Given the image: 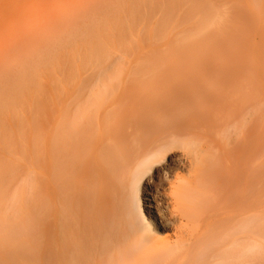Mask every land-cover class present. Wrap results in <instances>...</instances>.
Returning a JSON list of instances; mask_svg holds the SVG:
<instances>
[{
	"label": "rangeland",
	"instance_id": "1",
	"mask_svg": "<svg viewBox=\"0 0 264 264\" xmlns=\"http://www.w3.org/2000/svg\"><path fill=\"white\" fill-rule=\"evenodd\" d=\"M39 1L38 6V0H22L18 11L0 9L3 35L0 64L17 61L26 71L16 78L22 81L25 78L21 76L28 75L29 79L20 92L17 89L14 91L17 94L6 96L8 100L15 99L14 104V101H0V264H58V258L52 256L56 255V250L51 236L40 224L43 216L47 222L50 220L51 119L53 106L61 97L81 87L90 90L81 99L88 100L92 94L110 96L114 93L111 103L115 102L118 109L125 112L141 108L140 111L159 124L160 130L155 136L163 149L154 170L146 176L150 186L143 189L142 194L145 214L153 211L164 216L173 209L169 205L171 200L183 201V205L185 200L188 202L189 191L185 192V186L189 189V182L199 184L200 181L202 185L206 178L202 182L200 178L204 175L196 177L198 166L191 170L184 164L189 152L194 153L193 147L197 150L195 154L200 156L201 153L204 159L207 155L204 153L210 152L197 147L205 145L207 149L208 139L210 142L211 138L218 140L219 136L228 138L234 131L243 138V131L246 133L253 128V135L247 132L253 139H248L249 144L245 140L248 163L256 154L259 156L252 164L247 163L251 165L248 173L253 164L261 161L260 167H255L248 178L249 184L254 179L249 190L258 189L260 183L261 190L259 187L258 191L248 190V193L254 199L257 197L256 200L263 199V211L254 208L257 201L252 202L254 212L257 209L263 212V219L260 224L256 219L252 224L256 228L251 230L260 231L263 223L258 264H264V195L259 194H264V0H130L133 11L128 7L129 0H110L127 5L128 19L126 16L121 19L123 14L112 13L109 24L106 23L109 27L104 24L107 31L102 24L100 28L108 36H104L103 42L98 40L100 44L95 43L100 47H94L98 50L93 51L91 46L88 51L81 49L84 59L76 51L77 42L74 45L57 41L59 36L51 38L50 42L60 43L52 48L41 42L44 35L62 33L61 18L81 16L83 13L78 12L77 5L89 0ZM13 14L18 20L9 25L7 18ZM73 53L78 55L74 58ZM102 66H107L106 71ZM76 94L73 92L71 97H79ZM102 99L106 100L105 96ZM252 122H259L258 127ZM198 149L204 152L198 153ZM201 158L196 164L201 163ZM260 174L262 180L258 178ZM210 183L206 185L210 187ZM211 189L212 186L207 191ZM181 191L185 192L184 197ZM249 196V202L254 200ZM254 231L252 235L257 233ZM173 232L160 230L164 238H174Z\"/></svg>",
	"mask_w": 264,
	"mask_h": 264
},
{
	"label": "bare ground",
	"instance_id": "2",
	"mask_svg": "<svg viewBox=\"0 0 264 264\" xmlns=\"http://www.w3.org/2000/svg\"><path fill=\"white\" fill-rule=\"evenodd\" d=\"M80 1L75 0V2ZM21 2L22 0H0V9L13 8L18 11ZM131 3L129 0L128 7L133 11ZM39 4L38 0V6ZM81 4L77 5L76 9H80L78 12L83 14L72 18L70 16L69 19L61 18V23L64 25L62 33L47 34L46 37L44 35L45 39L42 40L41 45H46V47L51 45L50 48L60 45L59 42H56L57 44L50 42L51 38L56 39L59 36L60 40L57 41L64 40L63 42L67 41L74 45L77 42L78 49L76 51L79 54L81 49L88 51L90 46L93 51L98 50L100 48L97 45L99 41L105 40L104 36H108V33L100 28L102 26L104 28V24L106 27V23L109 24L112 13H117L120 16L123 14L122 19L129 9L122 1L119 3V1L110 0H89L84 5ZM120 12L122 13L120 14ZM7 19L9 25L18 20L14 14ZM66 21L69 22L64 24ZM104 29L106 30V28ZM1 37L3 35L0 32ZM96 46L98 49L94 48ZM76 55L78 54L72 57L75 58ZM3 63L0 64V101H8L7 103L11 101L12 103L15 99L12 100L11 97V100H8L6 96L11 95L17 89L20 92L29 79L28 75L21 76L25 78L22 81L16 78V76H20L18 74H23L26 71L17 61L4 63V65ZM103 66L102 68H105L106 71L107 66ZM12 76L13 78H11ZM9 83L12 84L9 85ZM13 83L15 84L13 85ZM25 85L27 86V84ZM21 86L23 88H20ZM89 91L82 87L68 91L53 106L51 119L52 175L48 190L51 204L50 220L47 222L43 216V221L40 224L51 236L53 249L56 250L55 254L57 255L52 254V256L58 258V260L56 258L58 264H250L251 262L258 264L262 252L261 227L263 223L260 231L257 232L258 228L256 229L257 233L254 231L256 225L253 227L252 224L256 219L260 224L263 212L260 213V209L257 208L262 209L263 199L261 198L259 201L256 200L257 197L254 199L252 196L251 193L257 188L250 189L251 193H248L249 185L252 186L251 183L254 181V179L251 180L252 182L249 184V176L252 171L257 169L255 167H260L261 161H258L259 164L254 162L256 164H253L254 169L252 168L251 173H248L250 170L248 166H251L248 164L257 160L259 156L252 154L256 158H251L252 160L250 159V163H248L247 145L253 136L247 134L250 131L252 133L253 128L249 132L247 131L248 133L243 131V138L238 132L242 139H239L234 130L231 137L220 139L219 136L218 140L211 138L210 142L208 139L207 149L205 145L197 147L211 153H204L207 154L204 159L200 157L202 149H198V153H200L198 157L195 154L196 147H193L194 153L190 151L189 154H193V157L197 156L195 157L197 159L195 160L188 154L184 164L190 169L198 166L196 177L200 178L204 175L202 176L204 178L200 179L206 178L204 180L206 183L202 180V185H200V181L198 184L197 178L196 183H193L195 181L189 182V189H187V185L185 186V192L189 191L188 202L186 203L185 200L183 205L181 204L183 201L177 203L171 200L169 205H172L173 209L164 216L153 211H148L145 214L142 206V194L143 189L150 186V181L146 176L154 170L159 153L163 149L158 144L159 138L155 136L159 132L160 126L156 124L157 121L152 116L144 114L143 110L140 111L141 108H131L125 112L118 109L115 102L111 103L114 93L111 94L110 91H107L110 96L98 93L97 95L92 94L88 100L80 98H84V95ZM111 91L113 90L111 89ZM73 92H76L79 97H71ZM24 93L26 94V92ZM104 96L106 100L102 99ZM106 96L108 97L106 98ZM257 117L258 115H255V118ZM258 124L255 126L258 127ZM137 130H142V132L138 133ZM239 131H242V128ZM235 132L238 137H235ZM248 136L251 137L248 138ZM245 140L248 144L245 143ZM198 158L205 162L201 161L202 167L199 165L200 162L196 164L199 161ZM205 159L207 160L205 161ZM192 169L194 170V168ZM261 177L260 174L258 178ZM207 183H210V187L212 186L214 189L207 191L210 188L209 184L206 185ZM197 184L202 188L205 184L204 188L207 187V189L203 190L204 188H200ZM254 187H257L256 184ZM170 190L172 191V189ZM185 192L180 195L184 194V197ZM249 194L254 199L250 202ZM259 194L264 195L263 193ZM42 195L44 201L45 187L41 191V197ZM252 202L259 204L258 206L253 205L254 208L257 207L256 212L251 207ZM176 206L178 209L175 210ZM249 208L253 209V213ZM252 227L255 235H252ZM160 230L174 231L172 233L175 234L174 238L169 237L168 234L166 235L168 238H164L165 235L160 233Z\"/></svg>",
	"mask_w": 264,
	"mask_h": 264
}]
</instances>
